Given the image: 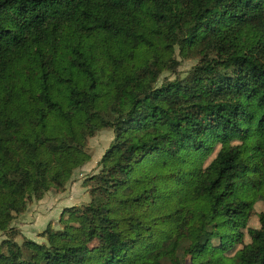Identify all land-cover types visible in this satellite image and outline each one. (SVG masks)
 Listing matches in <instances>:
<instances>
[{
	"label": "trees",
	"instance_id": "16d2710c",
	"mask_svg": "<svg viewBox=\"0 0 264 264\" xmlns=\"http://www.w3.org/2000/svg\"><path fill=\"white\" fill-rule=\"evenodd\" d=\"M100 129L90 200L18 243ZM0 233V264H264V0H0Z\"/></svg>",
	"mask_w": 264,
	"mask_h": 264
},
{
	"label": "rangeland",
	"instance_id": "374dc122",
	"mask_svg": "<svg viewBox=\"0 0 264 264\" xmlns=\"http://www.w3.org/2000/svg\"><path fill=\"white\" fill-rule=\"evenodd\" d=\"M193 63L192 60L181 61V64L177 68V74L182 77ZM165 76L173 78L175 73L168 74L165 72L161 75V79ZM112 138L113 133L110 129L98 130L87 140L86 150L90 155V159L73 170L63 187L60 189H50L44 193L42 198L33 199L27 203L26 209L17 215L11 223L12 227L17 231L15 240L18 243H21L25 238L33 239L37 242L43 241L44 238L40 236V233L48 224L54 228L61 227L58 220L65 208L70 206L80 207L90 200L88 178L99 171V160L109 146ZM226 146V144L219 145L213 157L223 151ZM186 187L190 195L187 203V211H189L199 202V198L193 192V184H189ZM262 209L263 203L261 201L256 202L254 212L249 221L251 227L258 226V214ZM174 223L176 227H185L188 224V220L185 219L182 223L179 219H176ZM4 237L5 235L0 233V240Z\"/></svg>",
	"mask_w": 264,
	"mask_h": 264
}]
</instances>
